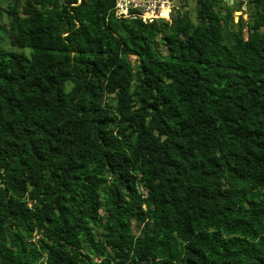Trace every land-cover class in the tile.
<instances>
[{
	"label": "trees",
	"instance_id": "1",
	"mask_svg": "<svg viewBox=\"0 0 264 264\" xmlns=\"http://www.w3.org/2000/svg\"><path fill=\"white\" fill-rule=\"evenodd\" d=\"M113 4L6 0L0 264H264V0Z\"/></svg>",
	"mask_w": 264,
	"mask_h": 264
},
{
	"label": "built area",
	"instance_id": "2",
	"mask_svg": "<svg viewBox=\"0 0 264 264\" xmlns=\"http://www.w3.org/2000/svg\"><path fill=\"white\" fill-rule=\"evenodd\" d=\"M235 1L229 0V3ZM240 1L239 11H245L246 0ZM183 3V0H114L111 11L117 18H138L143 22L169 21L179 13L177 10Z\"/></svg>",
	"mask_w": 264,
	"mask_h": 264
},
{
	"label": "rangeland",
	"instance_id": "3",
	"mask_svg": "<svg viewBox=\"0 0 264 264\" xmlns=\"http://www.w3.org/2000/svg\"><path fill=\"white\" fill-rule=\"evenodd\" d=\"M233 1H235V0H231V2H233ZM183 2L184 3L181 5L179 10H177V11L179 13L186 11L188 13L189 18L192 21H195L196 20V18H195L196 0H183ZM5 6H6V0H0V27L2 28L0 31V38L2 40V45L4 47L11 49V50H14V51L19 52V53H24L25 55L29 56V52H30L29 49L13 48L9 43L8 24H7V17L5 15ZM243 11L240 12L239 10H237V11H234L232 13V18H233L234 24L237 25L238 21H240V20L245 21V23L248 21L249 10L245 9V11L244 12ZM155 45H156L155 47L157 48V50L160 53L165 54V49L159 40L156 42ZM132 230L135 234H137L139 232V228L136 227L134 222L132 224ZM129 264H134V261L131 260L129 262Z\"/></svg>",
	"mask_w": 264,
	"mask_h": 264
},
{
	"label": "water",
	"instance_id": "4",
	"mask_svg": "<svg viewBox=\"0 0 264 264\" xmlns=\"http://www.w3.org/2000/svg\"><path fill=\"white\" fill-rule=\"evenodd\" d=\"M229 3V0H226Z\"/></svg>",
	"mask_w": 264,
	"mask_h": 264
}]
</instances>
